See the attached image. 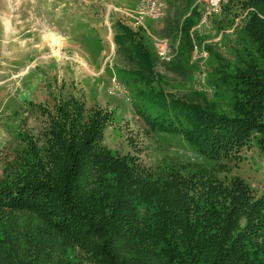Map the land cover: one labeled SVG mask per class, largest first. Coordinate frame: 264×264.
Instances as JSON below:
<instances>
[{
	"label": "trees",
	"instance_id": "trees-1",
	"mask_svg": "<svg viewBox=\"0 0 264 264\" xmlns=\"http://www.w3.org/2000/svg\"><path fill=\"white\" fill-rule=\"evenodd\" d=\"M239 2L254 53L215 81L233 87L232 114L156 89V60L142 35L114 24L117 50L141 84L137 112L184 136L213 165L148 168L103 144L108 111L61 99L49 112L47 144L28 138L14 176L4 179L10 185L0 181V264H264V195L240 175L220 173L222 160L252 138L264 152V0ZM184 23L180 56L194 46L195 22Z\"/></svg>",
	"mask_w": 264,
	"mask_h": 264
},
{
	"label": "rangeland",
	"instance_id": "rangeland-1",
	"mask_svg": "<svg viewBox=\"0 0 264 264\" xmlns=\"http://www.w3.org/2000/svg\"><path fill=\"white\" fill-rule=\"evenodd\" d=\"M205 1L167 0L166 14L153 19L145 13L147 6L143 0H67V5L64 0H0L1 19L10 20L11 25L9 33L0 35L1 183L10 185L4 179L14 176L17 161L30 146L28 138L41 148L47 144L49 112H54L61 99L70 97L84 101L88 110L108 111L111 120L103 144L118 153L134 155L138 162L151 169L181 164L187 166L188 172L199 170L200 165L210 168L213 163L194 152L184 136L152 127L137 112L135 90L141 84L132 72L134 64L117 50L115 30H108L111 23L107 22L103 32L83 34L79 31V18L88 11L94 16L96 10L106 15L115 13L111 19L121 18L139 31L148 45L156 60V89L163 88L180 99L232 114L233 87H217L215 81L224 76L221 73L224 70L234 72L240 58L254 53L242 25L246 12L239 0H224L205 20ZM194 7L198 15H193ZM43 8L54 12L53 17L69 10L66 13L70 21L68 30L60 31V26L54 22L47 28L36 13ZM191 19L195 22L189 29L194 45L209 51L204 67L200 64L201 57L193 60V50L189 55L180 56L178 49L174 60L163 62L158 48L165 46V37L172 43L180 42L181 25ZM173 20L179 23L178 28H170L169 22ZM17 25L33 28V31L19 32ZM184 30L187 31V27ZM3 61L10 68L3 69ZM140 99L146 98L138 97V103ZM146 107L152 116L158 114L152 103H146ZM255 141L252 138L231 160L223 159L220 173L230 178L240 175L254 188L255 194L264 195V152ZM9 165L12 172L5 169L1 175L2 168Z\"/></svg>",
	"mask_w": 264,
	"mask_h": 264
},
{
	"label": "crops",
	"instance_id": "crops-1",
	"mask_svg": "<svg viewBox=\"0 0 264 264\" xmlns=\"http://www.w3.org/2000/svg\"><path fill=\"white\" fill-rule=\"evenodd\" d=\"M66 1L67 0H64V4H66ZM167 8H168V3H167ZM68 11L69 10L65 11L62 15H59V16H61V18H59V16L58 17H53V16H55V13L54 12L53 13L48 12V8H43V9L37 11L36 13L39 14L42 17L41 20L44 21L45 25H47L46 26L47 28L52 26V24L54 22V24L60 26L58 28V29H60V31H67L68 28H69L68 25L70 23L69 18H67L68 14H66ZM192 12H193V15H198V13H199L198 9L196 7H194V10H192ZM96 13H97L96 16H94L93 13L88 11L84 16H82V17L80 16V18H79V24H80L79 31L80 32H82L83 34H89L90 32H96V31L103 32V31H106L107 25H108L107 22L111 23V25H110L108 30H111V32H112L113 30H115V27H114L115 21L118 20V19L121 20V18H119V17L117 18L116 16L111 19L110 16L111 15H115V13H113V12H109L106 15L104 13H99L96 10ZM1 15L2 14L0 13V35H3L4 32L9 33V30H10L9 27L11 25H10V20L4 21V19H1ZM104 16H107V18H104ZM86 17H87V20L85 19ZM200 17H201V15H200ZM115 18H117V19H115ZM171 22L172 21H170L169 23H171ZM162 25L165 28V24H162ZM17 27H19V32H27L28 33V32L33 31V28H26L25 26H20V25L19 26L17 25ZM44 27L45 26H43V28ZM0 46H1V43H0ZM0 50H1V47H0ZM18 54L20 55L21 51H18ZM3 64H4V66L2 67L3 69L10 68L6 61H3Z\"/></svg>",
	"mask_w": 264,
	"mask_h": 264
},
{
	"label": "built area",
	"instance_id": "built-area-1",
	"mask_svg": "<svg viewBox=\"0 0 264 264\" xmlns=\"http://www.w3.org/2000/svg\"><path fill=\"white\" fill-rule=\"evenodd\" d=\"M146 4L147 8L145 13L148 14V16L152 17L153 19H158L163 17L166 14L167 11V0H143ZM224 0H206V12L204 19L206 20L208 16L212 15L215 11H217ZM158 42H161V40H156ZM164 45L160 47L159 53L161 54L160 59L163 62H171L174 60V57L176 56V51L178 53L179 49V42L172 43L171 39L168 37H165ZM209 51L206 49V47H201L200 49L197 46H193V60H199V57H201L202 60H200V64L203 66L204 61L208 58ZM204 67V66H203ZM205 73H203V79H204Z\"/></svg>",
	"mask_w": 264,
	"mask_h": 264
}]
</instances>
